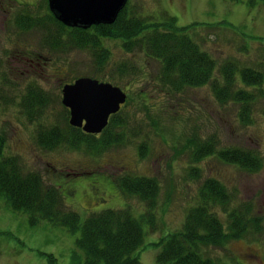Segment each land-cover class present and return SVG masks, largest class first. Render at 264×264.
Segmentation results:
<instances>
[{"label": "rangeland", "instance_id": "rangeland-1", "mask_svg": "<svg viewBox=\"0 0 264 264\" xmlns=\"http://www.w3.org/2000/svg\"><path fill=\"white\" fill-rule=\"evenodd\" d=\"M128 9L151 25L163 24L170 17L176 28L190 27L187 36L216 60L218 71L227 62L257 70L262 72L264 89L261 0H129ZM34 11L38 18L46 16L43 0H0L2 159L17 158L24 174L36 173L45 186L56 188L81 224L91 215L113 210L128 209L138 218L144 212L142 203L122 195L114 180L122 175L154 179L159 186L158 228L151 232L149 224L142 226L143 243L134 255L140 264H157V242L181 228L202 183L218 181L229 192V209L250 206L259 231L249 229L243 238L229 240L223 248H209L205 256L220 264H264V104L257 103L251 125L244 126L238 107L229 102L218 104L209 86L175 94L159 84L158 62L142 52L126 53L121 40L102 39L101 47L108 54L96 80L127 95L119 118L127 121L132 132L128 144L98 155L85 148L44 151L35 134L40 125H63L66 112L61 88L79 78H92L96 68L88 50H50L44 45L45 32L18 29L16 19ZM236 79L243 87L240 75ZM32 88L40 89L46 99L42 118H36L39 123L36 119L29 122L21 105ZM193 136L201 141L214 136L220 149L249 150L261 167L249 173L220 162L215 155L193 163L188 148ZM190 168L199 170V178ZM7 205L0 196V264L84 263V254L76 245L80 231L72 233L47 221L32 225L27 214Z\"/></svg>", "mask_w": 264, "mask_h": 264}, {"label": "trees", "instance_id": "trees-1", "mask_svg": "<svg viewBox=\"0 0 264 264\" xmlns=\"http://www.w3.org/2000/svg\"><path fill=\"white\" fill-rule=\"evenodd\" d=\"M261 2L264 6V0ZM23 14L26 17L16 19L18 29L23 32H45L43 41L48 49L88 50L96 68L93 79L102 73L101 69L105 67L103 62L107 60L108 50L101 47L102 39L121 40V47L126 53L142 52L160 64L158 81L162 87L176 94L187 88L209 86L218 104L226 105L229 102L238 107V118L244 126L251 125L257 103L264 104L262 72L240 69L234 62L223 64L218 71L216 60L187 36L190 27L176 28L173 18L167 17L163 24L151 25L142 16H135L127 4L111 25H99L82 31L63 28L49 18L48 11L49 19L38 18L36 11L31 16L28 12ZM216 73L218 78L215 77ZM237 74L243 87L238 85ZM21 105L29 122L38 117L40 121L47 108L45 96L38 88L29 89L22 97ZM65 112L61 127L40 125L37 128L35 140L42 150L50 152L61 147L77 151L85 148L90 154L98 155L112 148L124 147L130 140L127 136L132 132L128 129L127 121L119 118L121 110L110 118L107 127L98 136L69 127L68 112ZM262 112L264 117V109ZM212 137L201 141L193 136L188 141L191 162L203 156L215 155L220 162L235 165L249 173L260 169V160L249 150L220 149ZM139 154L141 157L142 152ZM2 158L0 153V196L12 210L27 214L32 225L47 221L72 233L80 231L76 245L84 254L83 264H140L134 255L143 243L142 226L149 224L151 232H156L158 228L156 211L159 186L154 179L122 175L114 180L122 195L135 197L142 203L144 212L138 218H134L128 209L113 210L91 215L81 224L79 216L64 205L56 188L45 186L36 173L24 174L17 158ZM189 171L199 178L198 169L190 168ZM230 205L227 189L218 181L205 180L196 204L187 211L181 228L157 242L159 252L156 263L220 264L205 256L209 248H223L229 240L243 238L249 229L259 231L257 220L251 218L250 206L230 210Z\"/></svg>", "mask_w": 264, "mask_h": 264}, {"label": "water", "instance_id": "water-1", "mask_svg": "<svg viewBox=\"0 0 264 264\" xmlns=\"http://www.w3.org/2000/svg\"><path fill=\"white\" fill-rule=\"evenodd\" d=\"M128 0H47L53 18L66 28L89 29L111 25ZM126 95L109 84L79 78L61 89V104L69 111V125L98 135L124 105Z\"/></svg>", "mask_w": 264, "mask_h": 264}]
</instances>
